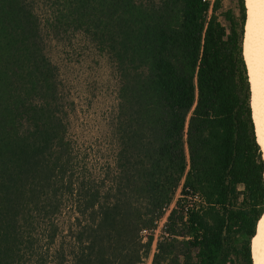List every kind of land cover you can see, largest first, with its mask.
Instances as JSON below:
<instances>
[{"label": "trees", "instance_id": "16d2710c", "mask_svg": "<svg viewBox=\"0 0 264 264\" xmlns=\"http://www.w3.org/2000/svg\"><path fill=\"white\" fill-rule=\"evenodd\" d=\"M233 1L0 0V264H143L140 230L177 190L152 264H255L264 155L246 0ZM69 31L121 74L111 155L93 173L75 166L44 47Z\"/></svg>", "mask_w": 264, "mask_h": 264}, {"label": "rangeland", "instance_id": "374dc122", "mask_svg": "<svg viewBox=\"0 0 264 264\" xmlns=\"http://www.w3.org/2000/svg\"><path fill=\"white\" fill-rule=\"evenodd\" d=\"M231 6H234L233 0H223V8ZM45 35V51L57 67L62 102L69 115L68 132L75 166L93 173L94 168L101 169L109 160L112 151L113 137L110 130L118 103L121 79L119 66L105 48L91 43L88 37L78 32ZM178 196L179 190L158 219L154 230H140L143 242L147 240L146 236L152 235V243L143 264H152L157 242L165 234L163 229L167 215ZM132 228L138 230L139 227L132 225Z\"/></svg>", "mask_w": 264, "mask_h": 264}, {"label": "bare ground", "instance_id": "6f19581e", "mask_svg": "<svg viewBox=\"0 0 264 264\" xmlns=\"http://www.w3.org/2000/svg\"><path fill=\"white\" fill-rule=\"evenodd\" d=\"M246 4L248 8V20L244 53L252 85L253 120H255L258 143L264 153V0H246ZM263 218L264 213L257 224V240H255L253 248L255 264H264ZM252 241L254 240L252 239Z\"/></svg>", "mask_w": 264, "mask_h": 264}, {"label": "built area", "instance_id": "2783aa9c", "mask_svg": "<svg viewBox=\"0 0 264 264\" xmlns=\"http://www.w3.org/2000/svg\"><path fill=\"white\" fill-rule=\"evenodd\" d=\"M143 231H146L145 229H143ZM142 233V232H141Z\"/></svg>", "mask_w": 264, "mask_h": 264}, {"label": "water", "instance_id": "95a60500", "mask_svg": "<svg viewBox=\"0 0 264 264\" xmlns=\"http://www.w3.org/2000/svg\"><path fill=\"white\" fill-rule=\"evenodd\" d=\"M256 228H257V224H256Z\"/></svg>", "mask_w": 264, "mask_h": 264}]
</instances>
